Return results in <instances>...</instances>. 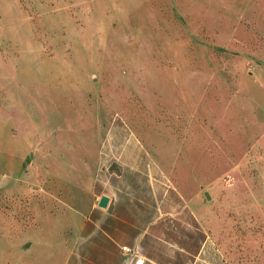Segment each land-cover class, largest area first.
<instances>
[{"label":"rangeland","instance_id":"374dc122","mask_svg":"<svg viewBox=\"0 0 264 264\" xmlns=\"http://www.w3.org/2000/svg\"><path fill=\"white\" fill-rule=\"evenodd\" d=\"M101 139L197 195L213 238L197 264H264V0H0V180ZM3 204L0 264H15L46 247L22 244L24 225L51 216ZM196 225L168 235V264H190Z\"/></svg>","mask_w":264,"mask_h":264},{"label":"crops","instance_id":"0c3cea01","mask_svg":"<svg viewBox=\"0 0 264 264\" xmlns=\"http://www.w3.org/2000/svg\"><path fill=\"white\" fill-rule=\"evenodd\" d=\"M60 143L57 153L47 147L46 154L32 155L27 161L19 159L12 169L13 181L9 176L0 180L8 192V196L0 194V209L3 202L13 201L18 214L20 209L34 211L35 204L51 216H47L48 224L40 219L24 225L32 231L22 244L31 250L36 245L46 247L15 256V264H135V255L143 257L141 264H168V235L184 237L176 230L193 222L201 228L196 225V230H190V242L194 237L196 248L188 252L192 255L190 264H197L209 252L213 238L201 221L197 195H184L175 185H167L155 160L138 151L141 146L124 143L131 151L119 159L105 151L114 142L104 144L101 139L98 145L80 150L65 147L69 154L74 151L70 157L62 148L65 142ZM108 161H118L120 171L111 170ZM11 183L13 190L8 188ZM102 194L108 196L105 206L98 204ZM58 213H67L65 222H52ZM200 231L206 233L201 239ZM122 245L130 250H123ZM173 246L181 254L187 252L182 242Z\"/></svg>","mask_w":264,"mask_h":264},{"label":"built area","instance_id":"2783aa9c","mask_svg":"<svg viewBox=\"0 0 264 264\" xmlns=\"http://www.w3.org/2000/svg\"><path fill=\"white\" fill-rule=\"evenodd\" d=\"M123 250H126V251H129L130 250V247L127 246V245H122L121 246ZM143 257L142 256H138V255H135V258H134V263L135 264H141L143 262Z\"/></svg>","mask_w":264,"mask_h":264},{"label":"water","instance_id":"95a60500","mask_svg":"<svg viewBox=\"0 0 264 264\" xmlns=\"http://www.w3.org/2000/svg\"><path fill=\"white\" fill-rule=\"evenodd\" d=\"M205 195H206L207 197H210V194L208 193V191H205ZM107 200H108V196L105 195V194H102V195L100 196V199H99V201H98V204L101 205V206H105Z\"/></svg>","mask_w":264,"mask_h":264}]
</instances>
